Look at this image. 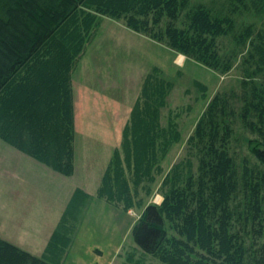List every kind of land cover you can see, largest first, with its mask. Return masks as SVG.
Instances as JSON below:
<instances>
[{
  "label": "trees",
  "instance_id": "1",
  "mask_svg": "<svg viewBox=\"0 0 264 264\" xmlns=\"http://www.w3.org/2000/svg\"><path fill=\"white\" fill-rule=\"evenodd\" d=\"M231 2L228 13L213 15L205 3L193 0H0V136L71 175L75 139L71 72L93 41L100 16L125 17L132 28L164 38L205 65L227 71L234 55L222 56L217 38L234 29L231 14H237L238 9H254L257 14L264 9L261 0ZM251 36L248 60L255 67L248 73L264 72V28L256 30L248 23L238 33L241 42ZM155 69L147 76V83L159 78L160 69ZM249 79L243 80L244 101L238 118L234 119H241L258 132L248 140L250 154L259 164L240 167L224 147H217L214 138L223 129L220 139L227 140L231 132L229 118L237 114V108L230 107L221 94L214 96L195 134L201 140L207 137L211 149L217 152L201 159L204 167L199 184H207V197L203 196L198 207H194L189 205L191 198L185 194L187 187L176 185L164 193L159 208L146 205L132 229L134 240L163 261L264 264V86L247 82ZM171 86L170 81H164L156 89L158 94L152 107L146 96L143 100L139 97L131 111V121L124 128L126 161L129 165L135 161L137 183L144 176L154 178L153 164L171 145L170 139L159 157L146 144L150 125L157 123L160 106L165 105ZM253 110L257 119L251 117ZM122 162L120 150L115 149L98 192L111 200L123 199L124 195L127 207L132 201ZM237 196L245 200L244 211H237L230 204ZM234 212L240 218L245 215L238 229L231 224ZM172 216L183 218L181 224L170 225L180 232L183 229L185 238L181 240L169 237L167 224ZM62 228L55 229L42 255L32 254L0 236V264H61L59 256L64 255L71 241V236L65 239L62 250L61 241L65 238Z\"/></svg>",
  "mask_w": 264,
  "mask_h": 264
},
{
  "label": "rangeland",
  "instance_id": "2",
  "mask_svg": "<svg viewBox=\"0 0 264 264\" xmlns=\"http://www.w3.org/2000/svg\"><path fill=\"white\" fill-rule=\"evenodd\" d=\"M193 1L205 3L213 15H225L231 9L230 4L233 2L231 0ZM235 12L237 14H231L235 23L234 29L217 38L220 54L222 56L230 53L234 55L231 67L227 71L205 65L196 57L178 50L164 38L159 39L148 31H138L132 28L125 17L117 18L109 14L100 16L101 21L97 33L84 55L78 60L74 72V94L77 105L75 115L79 130H83L86 133L85 136L88 137L85 147L89 151L87 152L83 145L77 166L81 174L85 171L101 172L103 164L106 162L109 164L115 149H119L123 158L121 164L125 168L124 177L128 180L132 201V204L126 207L124 195H122L123 199L116 197L114 200L108 199L106 194L101 195L115 209V226L123 227L122 231L114 230L108 233L111 237H108L109 242L114 247L116 246V249L112 254L103 257L104 259L101 258L103 264H170L163 261L158 254L145 251L134 240L132 229L139 220L136 216L140 218L144 207L148 205L156 192L164 195L176 185H181L183 189L187 187L185 194L191 198L189 205L192 204L194 207H198L203 196L207 197V184H199V177L204 167L201 159L208 157L207 154H217V152L211 149L207 137L201 140L195 134L201 119L206 117L209 102L214 96L221 94L228 100L230 107L237 108V114L229 118L231 132L226 137L227 140L220 139L225 131L223 129L220 135L214 138L217 141V147H224L228 154L233 155L238 161L240 167L243 164L252 167L253 164L258 163L250 154L248 140L257 136L258 132L244 124L241 119L234 118H238L244 101L242 97L245 90L243 80L249 79L248 72L255 67L254 63L248 60L252 36L248 37L245 42H241L238 39V33L248 23H252L256 30L264 28V9L257 14L254 9L245 11L238 9ZM178 24L181 23L178 22ZM162 26H164L163 23ZM180 56L183 57L182 61ZM155 68L160 69L157 75L159 78L147 83V76L153 74ZM250 73L252 74L248 76L251 78L247 82L255 81L257 86H264V72ZM164 81H170L172 86L165 97V105L160 106L157 123L152 127L150 125V134L148 133L146 144L147 147L156 151L159 157L170 139L171 145L164 153L165 155L157 158L158 160L156 159L153 164L154 178L143 175V180L137 183L135 182L137 174L135 161H132L131 165L126 161L123 128L131 121L130 111L133 109L131 108L132 105L134 106L133 103H136L139 97L143 100L146 96L152 107L158 94L156 89H159ZM251 90L252 88L249 92ZM150 115L152 117L153 113L150 112ZM251 117L257 119L255 110L252 111ZM152 121L149 123L152 124ZM101 141L103 143H100ZM262 168L264 169V165ZM106 171L107 167L103 174L99 175L101 178L98 181L99 187ZM98 195L100 196L99 192ZM235 198L230 199L233 200L230 201L231 206L237 211H244V198L240 199L239 196ZM232 215L231 224L238 229L245 215L241 218L236 212ZM171 218L172 220L167 224V227L169 225V237L180 240L185 238L183 229L180 232L172 228L176 226V222L179 224L184 222L183 218L178 216Z\"/></svg>",
  "mask_w": 264,
  "mask_h": 264
},
{
  "label": "crops",
  "instance_id": "3",
  "mask_svg": "<svg viewBox=\"0 0 264 264\" xmlns=\"http://www.w3.org/2000/svg\"><path fill=\"white\" fill-rule=\"evenodd\" d=\"M74 105L75 115V96ZM74 126L71 175L0 137V236L40 255L44 254L55 229L63 227L62 246L67 236H71V241L64 255L59 256L61 264H103V257L116 249L109 242L108 233L122 231L123 227L115 226V209L98 195L99 175L108 163L103 164L101 172H79L77 163L88 137L79 130L76 115Z\"/></svg>",
  "mask_w": 264,
  "mask_h": 264
},
{
  "label": "clouds",
  "instance_id": "4",
  "mask_svg": "<svg viewBox=\"0 0 264 264\" xmlns=\"http://www.w3.org/2000/svg\"><path fill=\"white\" fill-rule=\"evenodd\" d=\"M164 200V195L162 193L156 192L153 197L150 199L148 206L154 205L159 208ZM136 219H139V216H136Z\"/></svg>",
  "mask_w": 264,
  "mask_h": 264
},
{
  "label": "bare ground",
  "instance_id": "5",
  "mask_svg": "<svg viewBox=\"0 0 264 264\" xmlns=\"http://www.w3.org/2000/svg\"><path fill=\"white\" fill-rule=\"evenodd\" d=\"M94 39V38H93ZM181 58H180V60L182 61V56H180ZM75 70H76V68L71 72L72 73V76H71V84H72V94H73V96H75V94H74V72H75ZM68 237L69 236H67L66 237V240H68ZM66 240H65V242H64V245L62 246L63 248H62V250L64 249V247H65V243H66ZM70 244V243H69ZM67 247V246H66Z\"/></svg>",
  "mask_w": 264,
  "mask_h": 264
}]
</instances>
